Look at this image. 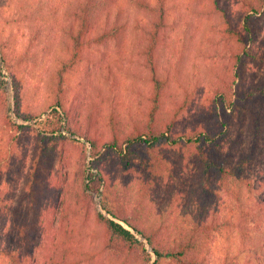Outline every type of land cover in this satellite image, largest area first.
<instances>
[{
    "label": "rangeland",
    "instance_id": "obj_1",
    "mask_svg": "<svg viewBox=\"0 0 264 264\" xmlns=\"http://www.w3.org/2000/svg\"><path fill=\"white\" fill-rule=\"evenodd\" d=\"M74 1L0 0V46L22 83L17 104L14 78L0 54V264H8L4 251L16 246L13 216L18 221H33L27 175L38 133L52 112L49 85L58 60L66 52L63 28L69 23V7ZM222 3L233 20H238L241 0ZM168 10L172 24L160 51V67L171 79L167 102L182 99L185 94L190 98V108L181 116L178 128L191 129L202 103L212 94L218 70L227 65L224 20L208 1L169 0ZM127 15L129 35L124 45L90 48L70 76L67 101L75 109L72 124L79 120L83 127H88L94 117L104 140H109L112 134L111 114L115 112L122 132H128L143 118L150 92L141 59L145 44L143 27L149 17L134 9ZM255 28L257 33L264 34V13L257 16ZM261 39L262 36L255 37L256 48L261 46ZM260 76L258 72L257 77ZM17 110L30 119L19 118ZM219 113L223 119L230 118L229 110L221 108ZM8 118L24 128L12 126ZM246 122L243 124L240 116L234 117L232 137L239 144L237 155L252 153L248 165L251 186L242 190L240 204L222 192L209 213L221 221L235 215L232 210L242 206L250 214L246 222L248 235L243 239L232 227L215 234L203 264H264V135L254 139L248 132L249 126L245 129ZM178 157L171 152L172 160ZM89 159L88 153L85 158L83 149L72 142L56 149L52 171L60 176L61 188L57 195L52 189L44 196L42 224L32 234L35 244L25 256L27 264H65V260L74 259H82V264L106 263V256L87 260L89 254L98 252L101 244L96 233L95 210H99L103 197L89 193L91 202L84 195L86 182L82 174ZM103 159L105 174L109 172L120 195L134 203L137 186L133 179L123 176L111 155ZM193 166L184 170L188 183L169 181L156 191L150 207L152 222L183 227L190 224L194 209ZM146 249L150 252L147 246Z\"/></svg>",
    "mask_w": 264,
    "mask_h": 264
},
{
    "label": "trees",
    "instance_id": "obj_2",
    "mask_svg": "<svg viewBox=\"0 0 264 264\" xmlns=\"http://www.w3.org/2000/svg\"><path fill=\"white\" fill-rule=\"evenodd\" d=\"M168 1L75 0L71 3L69 23L63 28L66 52L58 60L49 85L52 112L38 133L27 175V196L33 221H18L13 216L12 228L17 233V241L15 248L4 251L8 264H27L25 256L35 244L32 234L42 224L44 196L52 189L57 195L61 188L60 176L52 171L55 151L68 142L81 147L85 158L87 153L90 155V165H84L82 174L86 182L85 197L92 202L89 193L102 194L101 207L113 218L95 210L96 233L101 244L97 253L88 255V261L99 255L106 256L105 264H203L215 234L232 227L243 239L247 237L246 222L250 214L242 206L232 210L235 215L221 221L210 215L209 210L222 192L240 204L242 190L251 186L248 165L252 153L237 155L239 144L234 143L232 129L237 115L243 124L247 121L245 129L249 126L248 132L254 139L264 135V34L257 33L255 28L257 16L264 13V0H241L238 20H233L222 0H201L208 1L224 20L228 58L227 65L218 70L212 94L202 103L191 129L178 128L181 116L190 108V98L185 94L182 99L172 98L170 104L167 102L171 79L160 67V51L172 24ZM133 9L149 17L143 27L145 44L141 50L142 65L150 85L149 97L143 118L126 133L122 132L113 112L109 118L112 134L109 140H104V133L96 126L94 117L88 127H83L79 120L72 124L75 109L69 107L67 101L70 76L90 48L112 44L121 48L124 45L129 35L127 13ZM256 36H262L261 46L257 48ZM0 54L14 78L18 104L21 80L14 74L1 46ZM258 72H261L259 78ZM221 108L230 111V118L223 119L219 113ZM16 115L26 121L30 119L20 110ZM8 120L17 129L24 128ZM171 152L177 153L178 159L172 160ZM109 155L116 160L123 176L135 182L134 203L120 195L113 176L109 172L105 174L102 160ZM190 166H193L194 176V209L190 224L183 227L152 222L150 207L156 191L169 181L188 183L184 170ZM115 220L125 223L134 232ZM139 236L147 240L154 254L146 249ZM83 262L74 259L64 263Z\"/></svg>",
    "mask_w": 264,
    "mask_h": 264
},
{
    "label": "water",
    "instance_id": "obj_3",
    "mask_svg": "<svg viewBox=\"0 0 264 264\" xmlns=\"http://www.w3.org/2000/svg\"><path fill=\"white\" fill-rule=\"evenodd\" d=\"M22 122V121H21ZM78 138V137H77ZM78 139H80V138H78ZM82 142H84V140H82V139H80ZM88 156H89V158H90V155H89V153H88ZM90 161H91V159H89L88 160V163H89V165H90ZM99 211L100 212H102L105 216H108L109 218H112L110 215H108L105 211H103V209H102V207L99 205ZM113 219V218H112ZM116 222H120V221H118V220H115ZM123 226L124 225H126L125 223H123V222H120ZM127 226V225H126ZM126 228V227H125ZM126 229H128V230H130V231H132V232H134L132 229H130L129 227H127ZM139 239L140 240H142L145 244H146V246H147V248H149L150 249V247H149V245H148V243H147V240L145 239V238H143L142 236H139ZM150 252L152 253V254H154L153 253V251H151L150 250Z\"/></svg>",
    "mask_w": 264,
    "mask_h": 264
},
{
    "label": "built area",
    "instance_id": "obj_4",
    "mask_svg": "<svg viewBox=\"0 0 264 264\" xmlns=\"http://www.w3.org/2000/svg\"><path fill=\"white\" fill-rule=\"evenodd\" d=\"M83 143H85V141Z\"/></svg>",
    "mask_w": 264,
    "mask_h": 264
}]
</instances>
